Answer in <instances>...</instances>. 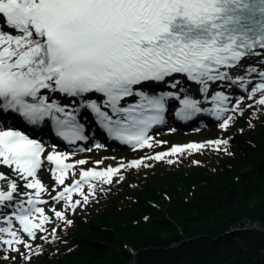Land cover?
I'll use <instances>...</instances> for the list:
<instances>
[{
	"label": "snow or ice",
	"instance_id": "snow-or-ice-1",
	"mask_svg": "<svg viewBox=\"0 0 264 264\" xmlns=\"http://www.w3.org/2000/svg\"><path fill=\"white\" fill-rule=\"evenodd\" d=\"M255 77L260 82L253 84ZM237 84L264 93V0H0V246L31 250L21 233L34 240L48 231L52 217L42 194L49 190L38 177L46 163L64 186L51 200L75 212L95 195L93 181L111 184L144 159L229 143L177 145L118 167L80 169V178L66 184L88 161L66 162L68 153L47 151L21 122L37 137L50 123L69 143L88 138L85 125L89 131L98 125L111 139L151 148L149 131L166 113L188 120L234 111L217 89ZM231 121L225 117L220 127ZM76 193L82 201L73 200ZM51 211L66 226L73 223L64 211Z\"/></svg>",
	"mask_w": 264,
	"mask_h": 264
},
{
	"label": "trees",
	"instance_id": "trees-1",
	"mask_svg": "<svg viewBox=\"0 0 264 264\" xmlns=\"http://www.w3.org/2000/svg\"><path fill=\"white\" fill-rule=\"evenodd\" d=\"M249 123L237 135L244 152L221 169L170 184L126 181L124 206L80 221L67 237L72 250L46 251L36 264H129L135 252L137 264H264V232L251 227H264V128L252 136Z\"/></svg>",
	"mask_w": 264,
	"mask_h": 264
},
{
	"label": "rangeland",
	"instance_id": "rangeland-1",
	"mask_svg": "<svg viewBox=\"0 0 264 264\" xmlns=\"http://www.w3.org/2000/svg\"><path fill=\"white\" fill-rule=\"evenodd\" d=\"M243 92L240 88L235 87V95L228 106L229 109H235L230 111L228 114L222 117L219 122H209L204 119L200 125L189 128H177L171 126L160 131L154 132L150 135L152 141H155L153 147H145L142 149H137L133 145L127 147L111 146L97 142L92 146L85 147L75 150H67L70 158L73 160L84 159L88 163L83 166L97 165L96 161H102L99 165L116 167L118 161H128L132 158L137 160L144 159L146 157H154L157 153H167L173 147L175 142H181L184 145L189 143H206L207 141L213 140H227L229 143L220 145L219 149L213 146H208L199 151L186 150L182 154H174L170 156H165L162 160L155 159H144V164L140 167H126L121 169L119 176L113 177V182L111 184L101 183L99 181H93L96 184L95 195L89 197L87 203H83L82 197L78 193L73 195V200H81L82 203L73 212L72 210L64 207V201L60 200L53 202L52 200L44 205L45 213L52 217V222L46 224L45 227L48 229L47 232H37L36 238L33 240L26 233H21L24 240L32 245V249L29 250L22 245H20V252L6 250L5 246H0V264H12L13 260L17 263V260H21V264H36L39 256L48 251H53L52 256H60L62 252L67 250H72L69 248L70 241H68V236L72 235V230L78 227L80 221L88 222L90 219L101 222L102 217L105 214L111 213V211L116 210L119 206H124L128 201L130 195H125L123 192V183L129 181L131 188L139 187L142 180H151L152 184H170L171 182H176L181 179L183 182L184 178L193 174H200L203 178L204 174L201 172L204 168H208L211 171L221 169V164L224 161H231L233 157L239 155V151L242 150V143L239 141L237 135H244L246 131L245 122H250L249 133L252 136H258V134L263 130L264 123H260L264 119V105L258 103L261 97L255 96L257 92L252 93V88L249 90H244ZM237 102L239 107L237 108ZM242 113V114H241ZM227 116H232V121L227 129L220 127L224 118ZM245 124V125H244ZM215 127V128H214ZM234 135L235 138H232ZM101 145L97 147L96 145ZM174 161L169 163L168 161ZM104 162V164H103ZM8 171L7 169H5ZM197 172V173H196ZM127 173V176L126 174ZM175 175V180L173 177ZM39 178L48 188L46 192L47 196L50 198L55 196L57 192L61 191L64 187L59 185L58 182L51 174V169L44 165L40 172H38ZM79 175L78 167L69 173L68 178L65 183L70 184ZM162 175V177L160 176ZM123 179H120V177ZM127 178V179H126ZM132 178V179H131ZM183 178V180H182ZM126 179V180H125ZM121 180H125L120 182ZM120 182V183H118ZM156 185V184H155ZM179 187V186H178ZM25 191H29L24 189ZM85 191H88L87 186ZM165 196H169V192H164ZM120 198L121 201H114ZM118 202V204L116 203ZM55 208L58 211H64L67 219L72 220L71 225H65V222L61 219H57L54 213L51 211ZM234 212H237L234 211ZM104 214V215H103ZM18 225V222H16ZM56 228L57 231L52 233V229ZM239 228V227H238ZM47 236V239L43 237ZM68 237V238H67ZM31 256L28 260L25 257ZM35 262V263H34Z\"/></svg>",
	"mask_w": 264,
	"mask_h": 264
},
{
	"label": "bare ground",
	"instance_id": "bare-ground-1",
	"mask_svg": "<svg viewBox=\"0 0 264 264\" xmlns=\"http://www.w3.org/2000/svg\"><path fill=\"white\" fill-rule=\"evenodd\" d=\"M260 82V80H259V78L258 77H255L254 79H253V84H255V83H259ZM192 87H193V89H195L196 87H198V86H196V85H192ZM235 87L237 88H239V85L237 84V85H231V86H228V87H226V88H218L217 90L218 91H220V90H222V91H225V94L226 95H228L229 96V98H230V100H229V103H228V105H227V107L230 105V103L232 102V100H233V98H234V95H235ZM252 88V85L250 84L249 86H248V88L247 89H251ZM240 90H244V89H242V88H240ZM264 93H262V92H257L256 94H255V96H257V97H261L262 95H263ZM235 99V98H234ZM207 105V104H206ZM230 112V111H229ZM226 113V112H225ZM224 113V114H225ZM4 171H6L5 169H3ZM39 177V176H38Z\"/></svg>",
	"mask_w": 264,
	"mask_h": 264
},
{
	"label": "water",
	"instance_id": "water-1",
	"mask_svg": "<svg viewBox=\"0 0 264 264\" xmlns=\"http://www.w3.org/2000/svg\"><path fill=\"white\" fill-rule=\"evenodd\" d=\"M251 227L254 228V229H258V230H261V231L264 232V227L261 226V225H259V224H254V225H252ZM243 229H244V228H234L233 230H234V231H237V230L240 231V230H243ZM129 264H137V260H136L135 255H134L133 259L130 261Z\"/></svg>",
	"mask_w": 264,
	"mask_h": 264
}]
</instances>
